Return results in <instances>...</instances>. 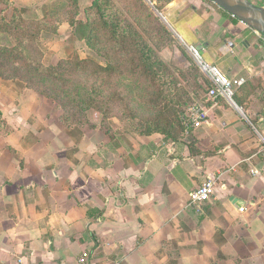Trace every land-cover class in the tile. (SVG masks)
Listing matches in <instances>:
<instances>
[{
  "label": "crops",
  "instance_id": "obj_1",
  "mask_svg": "<svg viewBox=\"0 0 264 264\" xmlns=\"http://www.w3.org/2000/svg\"><path fill=\"white\" fill-rule=\"evenodd\" d=\"M160 16L244 78L234 104L199 78L204 120L172 140L114 118L67 127L48 99L0 77V264H79L83 253L82 264H264V35L210 0H170ZM206 178L215 195L197 210L189 192Z\"/></svg>",
  "mask_w": 264,
  "mask_h": 264
},
{
  "label": "rangeland",
  "instance_id": "obj_2",
  "mask_svg": "<svg viewBox=\"0 0 264 264\" xmlns=\"http://www.w3.org/2000/svg\"><path fill=\"white\" fill-rule=\"evenodd\" d=\"M162 1L164 0H108L104 18L113 20L117 24L114 28L100 26L101 18L98 13L94 9L87 10L90 3L83 6L78 0L75 16L85 22L89 15L88 20L99 26L92 34V46H89L84 40L78 39L75 28L69 23L73 11L71 6L62 5L66 9L65 15L56 20L55 15L47 16L45 12L61 3L59 0H0V13L4 16V22L9 23L11 15L18 14L15 9L19 8L24 9L22 18H40L45 28L43 32L42 29L39 30L40 36L36 43L23 42L18 47L17 37L13 34L15 32L10 25H6L7 29L0 31V48L10 49L26 58L28 74L40 62L43 74L55 76V79H50V85L45 90L49 89L57 94L67 92L65 104L73 123L88 121L93 128L101 118L102 110L105 108L108 111L110 106L114 109L107 120L114 118L121 123L122 112L128 113L133 108L142 112L147 110L143 100L151 91L148 93L146 90L141 69L138 67L132 72L133 60L129 59L136 55L139 47L146 45L151 48L153 55L157 57L160 74L168 81L175 78L180 82L182 89L179 91L185 90L190 94L195 88L193 80L205 77L185 46L160 16ZM112 43H124L125 50L121 54L116 53L122 49L117 51V46L112 48ZM62 61L69 65L61 67ZM80 61L85 63L82 67H76L75 64ZM109 61L111 64L115 62L117 68L114 67L113 71H95L97 64L106 66ZM195 73L199 77L193 76ZM40 86L44 89L42 84ZM46 99L48 104L62 112L60 102L58 104L57 100ZM82 107L85 110H81Z\"/></svg>",
  "mask_w": 264,
  "mask_h": 264
},
{
  "label": "trees",
  "instance_id": "obj_3",
  "mask_svg": "<svg viewBox=\"0 0 264 264\" xmlns=\"http://www.w3.org/2000/svg\"><path fill=\"white\" fill-rule=\"evenodd\" d=\"M1 1L5 2V0ZM59 1L61 3L56 4L53 8L46 11L45 15H55V18L57 17L56 20H59L63 18L62 16L65 15L64 12L66 11V9L62 7V5L66 4L68 6H71V8H73V11L71 10L72 14L70 16L69 23L75 28V33L77 34L78 39L84 40L86 44L92 46V34L96 32V29L99 26L88 20V18L90 17L89 15H87V19L85 20V22H82V20L75 16L77 15L78 0ZM168 1L170 0L162 1L161 8L163 7L164 3ZM107 2L108 0H91L87 10L94 9L98 13L99 18H101L99 24L100 26L115 28L117 24L113 20L104 18V16L106 15L105 12L107 10ZM61 8L63 9L61 10ZM15 10H17L18 14H12L9 23L4 22V16L0 13V31L7 29L6 25H10L11 29L15 32L13 34L17 37L18 42L16 45H18V47L23 42L36 43L38 37L40 36L39 30L42 29V32L45 30L42 19L38 18L33 20H25L21 17L24 9L21 10L17 8ZM26 37H28V39H26ZM113 37H115V32H113ZM116 46L117 51L122 49L116 53L121 54L122 51L125 50L124 43H121V45L114 43L112 45V48H115ZM5 49L6 48H0L1 78L20 80L26 87L35 90V92L39 93L43 97L50 98L54 101L57 100L56 102L58 104L60 102V107L62 106V112L60 113L59 118L60 121L67 127L71 125L83 126L85 124H88V121L81 123L78 121L77 124H75L69 119L70 115L65 104L68 95L66 91H63L61 94H57L55 92H51L49 89L45 90V88L50 85L48 83L50 79H55V76L43 74L44 71L41 67L40 62L36 64V69L33 68L32 72L28 74L25 67V64L28 62V60L23 56L20 57V55L13 53V51L10 49ZM129 59L133 60L132 72L135 71V68L137 69L139 67L141 69V75L144 79H142V81L145 82V86L147 87L146 90H148V93L150 91L151 93L147 94V96H145V99L143 100L145 109L147 110L145 112H142L138 108H133L132 110L130 109L128 113L122 112L121 115L123 117L121 116V123L125 124L126 127H129L132 131L140 135L159 133L169 139H177L183 132V130H185V125L190 119L189 108L195 105L194 98L192 97L196 96V93H198L200 90H203V84H201L199 80H193L195 88L190 91V94L185 90L179 91L182 89L180 82H177L175 78H172L170 81H168L163 74H160L159 69L157 68V57L156 55H153L152 50L149 46L143 45L142 47H139L137 49L136 55L133 56V58ZM84 63L85 61H80L75 64V66L82 67ZM111 63L112 62L109 61L106 66H100L99 64H97L95 71H113L114 67L117 68V66L114 65L115 62H113L114 64ZM68 65L69 64L66 63V61H62L60 66L65 68V66ZM193 76L199 77L197 73L193 74ZM61 82L64 83V81ZM176 82L178 85L176 84ZM40 84L44 86V89L41 88ZM88 101L90 102V100ZM113 109L112 106H110L108 111L105 108L102 110L100 121L102 125L107 124V118L110 116L109 114ZM81 110L85 109L82 107Z\"/></svg>",
  "mask_w": 264,
  "mask_h": 264
},
{
  "label": "built area",
  "instance_id": "obj_4",
  "mask_svg": "<svg viewBox=\"0 0 264 264\" xmlns=\"http://www.w3.org/2000/svg\"><path fill=\"white\" fill-rule=\"evenodd\" d=\"M184 46L187 52L193 58L195 64L198 66L199 70L210 83L207 94L213 98L220 96L231 104H234L233 95L235 88L243 85V83L245 82L244 78H229L221 71V69L216 64L207 61L202 56L199 48L188 44ZM189 112L190 119L185 125L186 128L200 126L204 120V112L197 105L191 106L189 108ZM260 153L264 157V138L262 139L260 145ZM214 195L215 182L211 178H206L200 185L189 192V204L199 210L200 205L206 201H209L214 197ZM240 210L242 211L243 208H240ZM86 255V253H83L79 257V264H82L84 262Z\"/></svg>",
  "mask_w": 264,
  "mask_h": 264
},
{
  "label": "water",
  "instance_id": "obj_5",
  "mask_svg": "<svg viewBox=\"0 0 264 264\" xmlns=\"http://www.w3.org/2000/svg\"><path fill=\"white\" fill-rule=\"evenodd\" d=\"M231 16L264 35V6L250 0H210Z\"/></svg>",
  "mask_w": 264,
  "mask_h": 264
}]
</instances>
